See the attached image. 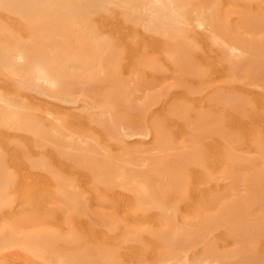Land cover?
<instances>
[{
	"label": "rangeland",
	"instance_id": "obj_1",
	"mask_svg": "<svg viewBox=\"0 0 264 264\" xmlns=\"http://www.w3.org/2000/svg\"><path fill=\"white\" fill-rule=\"evenodd\" d=\"M25 1L0 0V264H264V0Z\"/></svg>",
	"mask_w": 264,
	"mask_h": 264
},
{
	"label": "bare ground",
	"instance_id": "obj_2",
	"mask_svg": "<svg viewBox=\"0 0 264 264\" xmlns=\"http://www.w3.org/2000/svg\"><path fill=\"white\" fill-rule=\"evenodd\" d=\"M5 1H9V0H5ZM88 1H90V0H88ZM93 1H95V0H93ZM106 1H110V0H106ZM226 1V0H225ZM22 2H26L25 0H22ZM83 3V2H82ZM155 13L153 14V20L151 21V22H153L155 25H157V27L155 28L154 27V25L153 24H150L148 27H146V29L147 30H150V31H152V32H157L156 30H159V31H161L160 33L161 34H163V35H166L165 36V43H166V45L169 47V48H171V49H180V48H182L183 46H184V44H182L183 43V41H181L179 38H177L175 35H178V33H179V31H180V29L182 28V26H183V24L182 23H180V22H178L179 20H178V18L176 17V16H174V14L172 13V11L169 9V7H167L164 3H162V5H160L159 7H158V9H157V11H154ZM2 17H4V16H2ZM13 17V16H12ZM256 17V16H255ZM254 17V18H255ZM7 18V17H6ZM13 19V18H12ZM250 19V18H249ZM256 19V18H255ZM259 19V18H258ZM257 19V20H258ZM20 20V19H19ZM18 20V21H19ZM261 20V19H260ZM264 20V18L262 19V21ZM253 21V20H252ZM255 21V20H254ZM22 22V21H21ZM257 23V22H256ZM260 24V23H259ZM264 24V23H263ZM251 25V24H250ZM262 25V24H261ZM160 26L161 27H165V28H160ZM167 31H166V30ZM158 31V32H159ZM170 31V32H169ZM182 42V43H181ZM209 53V52H208ZM34 55V52H32V51H30L28 54H27V59H28V62L30 63V61L29 60H31L30 58L32 57ZM179 80V79H178ZM183 91V90H182ZM181 91V92H182ZM180 93V92H179ZM223 95V94H222ZM219 97V96H218ZM191 98V97H190ZM199 100V99H198ZM216 101V100H215ZM198 102V101H197ZM196 102V103H197ZM236 106L238 105V104H235ZM166 107V106H165ZM231 107V106H230ZM222 108V107H221ZM235 108V107H234ZM224 111H225V113H227L228 111H231V109H228V108H225L224 109ZM139 112V111H138ZM220 115H221V113H220ZM180 116H182V115H180ZM184 117H185V115H184ZM224 118H225V116H224ZM224 118H221L219 121H218V123L219 122H221V124L223 125V122H225V120H226V118H225V120H224ZM185 119V118H184ZM183 119V120H184ZM202 121V120H201ZM205 122V121H204ZM208 122H209V120H208ZM157 122H155L154 123V125L156 124ZM210 123V122H209ZM227 123V122H226ZM158 124H160L159 123V120H158ZM158 124H156V125H158ZM181 124V123H180ZM183 125V124H182ZM206 125V124H205ZM211 125H213V122L211 121ZM163 126V125H162ZM210 126V125H209ZM217 126H218V124H217ZM221 126V125H220ZM155 127H157V126H155ZM159 127V130H161L160 129V127H161V125L160 126H158ZM157 127V128H158ZM219 127V126H218ZM156 128V129H157ZM185 128V127H184ZM224 128V127H223ZM210 129V128H209ZM222 129V128H221ZM164 130V129H163ZM225 130V129H224ZM158 131V130H157ZM210 131L212 132V133H214V134H209V135H213V140H214V138L216 137V139L218 138V140L219 141H217L216 140V142H213V140H212V142H213V144H208V142L209 141H206V149H204L203 148V150H199V148H198V150H197V148H195V149H192L191 150V152H190V154L191 155H194V156H196V157H204L205 159H207V161L209 160V156H210V150L211 149H213V148H217V147H220V149H227L228 150V148L226 147V145H225V143L224 144H222V142L220 141V139L222 140L223 139V141H224V139H226L227 138V133H225L224 131L223 132H221V133H219V135L217 136V134H216V132L214 131V129H210ZM226 131V130H225ZM162 132V131H161ZM179 132V131H178ZM168 133V132H167ZM180 133V132H179ZM208 133H210L209 131H207V130H205V131H203L202 132V134L200 135V136H198V137H201V138H205L206 137V135L208 134ZM164 134H165V132H164ZM164 134L162 135V137L164 136ZM214 135H215V137H214ZM168 136V135H167ZM169 138V137H168ZM211 138V137H210ZM210 138H208V139H210ZM160 140H161V138H160ZM207 140V139H206ZM211 140V139H210ZM204 141V143H205V140H203ZM165 142V141H164ZM202 142V141H201ZM221 142V143H220ZM171 146V145H170ZM169 146V147H170ZM166 147V146H165ZM226 151V150H225ZM62 156L65 158V161H68L69 160V155L67 154V153H65V152H63V154H62ZM185 159V158H184ZM191 159V158H190ZM225 159V158H224ZM177 161L176 162H173V161H175V160H173L172 162L170 161V163H166L167 165H166V167H167V169H170V170H175L176 168H180V167H182L184 164H185V161L183 160V159H180V160H178V159H176ZM223 161V160H222ZM221 162V161H220ZM172 163V164H171ZM218 166V165H217ZM217 168V167H216ZM199 171V170H198ZM178 172V171H177ZM202 172V171H201ZM175 173V172H174ZM176 175V174H175ZM202 175H203V172H202ZM196 176H198V175H196ZM201 177V176H200ZM253 178V177H252ZM201 179V178H200ZM179 181H181L180 179H179ZM178 181V182H179ZM198 181V180H197ZM203 181H204V179H203ZM207 181V180H206ZM180 183V182H179ZM184 184H185V182H184ZM184 186V185H183ZM194 188H196V186L194 187ZM210 188V187H209ZM198 189V188H197ZM217 189V188H216ZM193 190V189H192ZM208 190V189H207ZM199 192V191H198ZM209 193V192H208ZM260 235V234H259ZM262 245V244H261Z\"/></svg>",
	"mask_w": 264,
	"mask_h": 264
}]
</instances>
